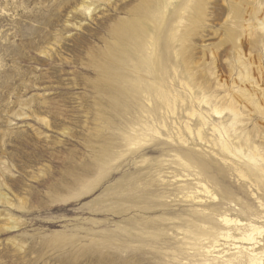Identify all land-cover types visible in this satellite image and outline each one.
Instances as JSON below:
<instances>
[{
    "label": "rangeland",
    "instance_id": "1",
    "mask_svg": "<svg viewBox=\"0 0 264 264\" xmlns=\"http://www.w3.org/2000/svg\"><path fill=\"white\" fill-rule=\"evenodd\" d=\"M0 198V264L264 252V0H0Z\"/></svg>",
    "mask_w": 264,
    "mask_h": 264
},
{
    "label": "bare ground",
    "instance_id": "2",
    "mask_svg": "<svg viewBox=\"0 0 264 264\" xmlns=\"http://www.w3.org/2000/svg\"><path fill=\"white\" fill-rule=\"evenodd\" d=\"M134 26L133 32L137 33V29ZM132 31V30H131ZM215 112H218L215 110ZM5 203L7 199H4ZM1 202V198H0ZM203 215H206L204 213ZM221 222L223 226L225 227H232V224L238 225L237 222H234L230 220L228 217H221ZM236 227V226H235ZM15 228L12 226L10 229ZM261 230L255 227H251L250 234H241V237L239 239L232 238L230 231L226 233H222L220 235L221 242L223 241V244L216 245L212 248V253L218 252L219 254H226L230 252L233 253L232 257L230 259L224 260L223 264H264V252L256 253V247L261 244ZM231 242V244H230ZM241 244V245H240ZM245 245H248V247H245ZM221 246H226V250L224 251L219 249ZM219 249V250H218Z\"/></svg>",
    "mask_w": 264,
    "mask_h": 264
}]
</instances>
